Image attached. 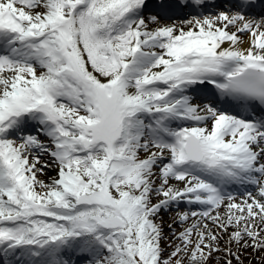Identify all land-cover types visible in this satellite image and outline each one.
<instances>
[{"label": "snow or ice", "instance_id": "6c2138e0", "mask_svg": "<svg viewBox=\"0 0 264 264\" xmlns=\"http://www.w3.org/2000/svg\"><path fill=\"white\" fill-rule=\"evenodd\" d=\"M249 254L264 264V0H0V264Z\"/></svg>", "mask_w": 264, "mask_h": 264}, {"label": "rangeland", "instance_id": "374dc122", "mask_svg": "<svg viewBox=\"0 0 264 264\" xmlns=\"http://www.w3.org/2000/svg\"><path fill=\"white\" fill-rule=\"evenodd\" d=\"M42 162H50V158L48 156L44 155V156H42ZM55 175H56V169L53 168V169L45 170L44 174L41 175L40 178L41 179H44V180H50V178L54 177ZM237 195L239 197V194H237ZM180 210L181 211H186L187 208H182ZM163 215H164V217H167V218L170 217V221H172V222H169V224H172L173 223V220H174V216H176V210L171 211L169 214L168 213H165ZM173 229L175 231L178 230V228L176 227L175 224H173ZM165 230H166V232L168 231V226L165 227ZM170 250L171 249H169V251ZM74 259H76V257H74ZM251 260H252V256H251V254H249L248 256H246L244 258V264H250V261ZM257 264H258V262H257Z\"/></svg>", "mask_w": 264, "mask_h": 264}, {"label": "bare ground", "instance_id": "6f19581e", "mask_svg": "<svg viewBox=\"0 0 264 264\" xmlns=\"http://www.w3.org/2000/svg\"><path fill=\"white\" fill-rule=\"evenodd\" d=\"M245 39H247V38H245ZM174 183H179V182H174ZM174 218H175V216H174ZM169 222H172V221H170V217H168V218L167 217H164L165 227H167L169 225ZM182 230H183L182 228H178V230L176 232H179V231H182Z\"/></svg>", "mask_w": 264, "mask_h": 264}]
</instances>
